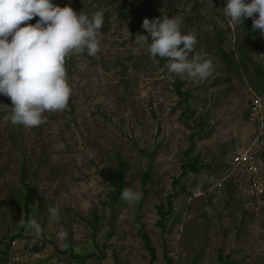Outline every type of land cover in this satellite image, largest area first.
Here are the masks:
<instances>
[{"label":"rangeland","instance_id":"obj_1","mask_svg":"<svg viewBox=\"0 0 264 264\" xmlns=\"http://www.w3.org/2000/svg\"><path fill=\"white\" fill-rule=\"evenodd\" d=\"M50 2L89 17L102 12L101 50L66 58L68 106L44 113L47 122L39 127L13 125L11 101L0 95V258L21 233L8 253H20L25 264H264L263 203L252 197L243 170L230 163L249 151L260 162L264 185L258 156L264 136L257 135L251 108L255 96L264 107V94L255 89L258 67L264 77V37L252 30V20L230 24L223 13L227 0ZM164 15L181 17L182 32L196 36V52L212 60L205 80L169 73L167 61L151 58L138 42L137 35H146L151 43L143 20ZM245 32L248 72L227 74L213 39L236 52ZM177 87L189 94L186 103ZM118 158L125 188L142 193L132 206L111 198ZM192 158L203 169L182 173ZM176 179L185 192L171 197L180 192ZM27 188V221L41 225L39 238L21 230L19 195ZM160 205L167 209L163 228ZM50 207L59 210V222L50 221ZM143 234L155 253L152 262Z\"/></svg>","mask_w":264,"mask_h":264},{"label":"clouds","instance_id":"obj_2","mask_svg":"<svg viewBox=\"0 0 264 264\" xmlns=\"http://www.w3.org/2000/svg\"><path fill=\"white\" fill-rule=\"evenodd\" d=\"M223 13L233 26L250 18L252 30H259L264 37V0H227ZM36 17L35 24L26 23ZM103 25L100 11L89 17L83 12L77 14L70 6L53 5L50 0H0V95L11 101L13 125L39 127L47 122L44 113H60L67 108L72 89L66 77V58L97 55ZM142 28L149 33L151 43L146 35H137L138 42L151 58L165 59L169 73L193 81H203L212 74V60L203 51L196 52V36L182 32L181 17L145 18ZM121 199L132 206L142 199V193L125 188ZM48 212L51 222H59L56 207ZM20 223L37 238L41 236L43 229L35 219Z\"/></svg>","mask_w":264,"mask_h":264},{"label":"trees","instance_id":"obj_3","mask_svg":"<svg viewBox=\"0 0 264 264\" xmlns=\"http://www.w3.org/2000/svg\"><path fill=\"white\" fill-rule=\"evenodd\" d=\"M249 36L250 34L245 32V34L240 35V38L237 41L236 44V52L230 51L226 52L222 45L221 41L216 37V39H213V46L212 48L215 50L216 54L218 55L220 61L224 64V67L226 69L227 74L239 76L241 73H247L249 68V61L250 58V43H249ZM257 82L255 89L259 90L264 94V77L262 76V73L260 71V68L257 69ZM177 94L183 99V101L186 103L187 98L189 97V94L185 92H180V90L176 89ZM191 149V146L188 147L186 153L188 154ZM259 158L263 159L262 167L264 168V150L258 154ZM256 157V156H255ZM203 165L198 161L197 158L187 159V161L183 164L182 173L186 172H192L194 174H198L203 169ZM111 187L113 188L112 192V201H117L121 197V192L125 188V164L118 158V164L117 168L115 170L114 175L111 178ZM179 180H175V184H178V187L180 188V192H175L174 194H171V197H175L176 195L180 193L185 192V187L178 183ZM28 188L26 193H22L19 195L21 204L23 205V221H27V214L29 212L28 205L32 203L31 196L28 192ZM264 206V203H263ZM168 207H170V203H168ZM159 209V215H160V222L158 224L163 228L162 221L164 220L165 215L167 214V209L163 205H160L158 207ZM21 230H23V227H21ZM22 237V234L19 233L16 236H13V238L10 239L8 244H6L5 249L2 251V256L0 258V264H5L8 261L9 253L8 250L11 247L12 242H15V239H19ZM142 239L145 242L146 249L149 252L150 255V262H152L155 259V253L153 249L150 247V240L147 238L146 235H142ZM40 247L33 246V251H40ZM88 256H91L88 255ZM88 256H84L83 259H85ZM221 264H226L225 262H222Z\"/></svg>","mask_w":264,"mask_h":264},{"label":"built area","instance_id":"obj_4","mask_svg":"<svg viewBox=\"0 0 264 264\" xmlns=\"http://www.w3.org/2000/svg\"><path fill=\"white\" fill-rule=\"evenodd\" d=\"M251 108L254 111L255 124L258 136H264V107L261 99L255 96L251 100ZM231 165L240 168L248 177V189L255 200L264 203V185L261 174L260 162L249 151L237 153L231 157ZM29 256V255H27ZM23 256L20 253H13L9 256L5 264H25Z\"/></svg>","mask_w":264,"mask_h":264}]
</instances>
